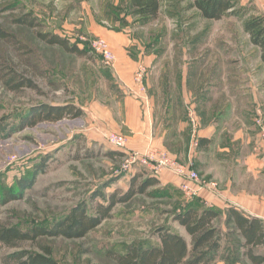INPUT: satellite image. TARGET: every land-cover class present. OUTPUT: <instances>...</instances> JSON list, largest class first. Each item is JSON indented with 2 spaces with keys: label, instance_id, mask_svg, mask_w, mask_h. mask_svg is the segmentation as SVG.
I'll list each match as a JSON object with an SVG mask.
<instances>
[{
  "label": "rangeland",
  "instance_id": "1",
  "mask_svg": "<svg viewBox=\"0 0 264 264\" xmlns=\"http://www.w3.org/2000/svg\"><path fill=\"white\" fill-rule=\"evenodd\" d=\"M193 2L160 0L158 17L143 23L129 8L128 0H0V29L30 52L29 58L17 55L0 40V117L8 119L10 125L0 137V198L4 189L21 195L0 206V222L22 230L33 225L45 226L80 202H85L89 214H93L97 205H106V200L96 194L108 198L115 191L125 192L130 179L144 172L137 164L125 170L126 158L105 156L115 150L105 135L126 137L119 131L120 110L116 103L119 98H124L126 85L131 88L129 93L133 99L140 92L147 98L151 114L154 110L152 133L161 138V146L143 150L153 156L165 154L167 160L162 172L182 180L176 189L158 185L148 189L146 195L117 204L111 217L85 238H41L39 245L50 247L60 264H115L108 252L124 253L126 248L140 244L156 246L155 231L163 227L189 242L172 217L181 212L195 194L207 190L205 184L216 186L215 179L203 175L199 169L193 168L198 182L177 173L180 166H185L190 159L193 162L195 154H200L199 147L194 144L196 135L192 142V131L198 128L196 118L201 112V119L207 120L210 114L215 123L233 128L230 115L234 104L230 98L236 87L232 71L240 63L233 56L252 55L259 49L252 48L254 45L244 30L246 20L259 16L252 6L234 0V12L213 21L203 19L191 7ZM25 15L34 17L39 27L30 29L15 23ZM37 31L65 39L86 54L77 56L58 46H49L37 38ZM119 38H122L121 42H118ZM98 39L105 40L114 55L115 61L111 65L105 64L103 55L96 48ZM117 43L120 56L115 48ZM122 52L131 63L138 64L133 72L125 67L120 73ZM190 55L207 57L204 63H207L208 72L199 90L188 75L193 64ZM217 61L224 70L222 82L214 74ZM138 68L142 70L141 83L135 80ZM12 75L30 80L37 89H24L18 93L6 91L3 80ZM184 83L188 88L191 85L196 88L192 92L195 95L193 101L189 99L191 105L184 98L188 96L184 94ZM204 93L212 95L209 104L192 106ZM221 94L224 95L221 97ZM173 96L177 101H172ZM169 101L174 103L172 112ZM153 102L159 104V108H153ZM41 105L74 106L83 114L78 118L44 121L34 127L15 130L23 118ZM89 107H92V113H89ZM188 109L193 112L195 125L190 122ZM109 113H115L113 120H107ZM86 153H92V156H85ZM217 154L212 151L210 156L200 157L204 164L207 163V172L214 173L217 167H222L218 164L220 156ZM43 160H46L44 165ZM36 168L44 169L36 175L29 189L21 191L15 184L16 179L26 176L30 179L31 171ZM144 173V178L150 174ZM218 223L223 229L221 221ZM241 243V238L230 235L221 242L212 260L203 264H251L243 255ZM24 248L37 251L29 244H24ZM12 251L3 250L0 257ZM257 253L261 254L262 249H257Z\"/></svg>",
  "mask_w": 264,
  "mask_h": 264
},
{
  "label": "trees",
  "instance_id": "2",
  "mask_svg": "<svg viewBox=\"0 0 264 264\" xmlns=\"http://www.w3.org/2000/svg\"><path fill=\"white\" fill-rule=\"evenodd\" d=\"M191 7L195 8L200 16L206 20L219 21L223 17L234 12V0H193ZM129 8L133 14L143 23L155 20L160 13V0H128ZM16 24L37 29L36 19L25 15L15 21ZM244 30L249 35L251 43L259 48L261 60L264 65V16H251L244 22ZM39 40L49 46H58L64 52L77 56H84L86 52L77 45H70L67 40L58 36L36 32ZM0 40L7 43L17 55H25L29 58L30 52L20 44L12 35L0 29ZM7 78V77H5ZM6 91L18 93L24 89L36 90V86L22 76H8L3 80ZM1 108V107H0ZM83 114L82 110L74 106L41 105L33 109L31 114L23 118L15 130L34 127L40 122H58L65 118H78ZM8 119L0 117V137L9 130ZM203 144L198 140V147ZM85 156H92L86 153ZM109 158H123L120 151H109L105 154ZM78 159V158H76ZM46 160H43L44 165ZM44 168H36L31 171V178L20 177L15 184L22 191L29 189L37 174ZM144 172H148L143 169ZM144 172L135 174L129 181L125 192L115 191L108 198L103 194H96L106 200V205H97L94 213L89 214L87 204L80 202L73 206L65 215L51 221L48 225H33L22 230L0 222V255L3 250H13L1 256V264H60L52 254L50 247L39 245V240L44 237L66 239L85 238L101 223L111 217L113 208L119 203H127L138 195H146L148 189L159 185V181L153 175L144 178ZM20 193V192H18ZM12 194L3 190L0 198V206L10 201L19 199L20 194ZM94 197V198H96ZM173 223L183 229L189 242L178 233L168 228H160L155 231L158 239L156 246L144 244L133 245L126 248L124 253L108 252V257L115 264H203L212 260L219 251L221 242L236 235L242 239L240 244L244 257L251 264H264V220L244 215L241 211L231 207L223 211L208 208L195 196L182 211L173 215ZM221 221L223 229L217 222ZM24 244L36 247L37 251L24 248ZM261 248L262 253H257Z\"/></svg>",
  "mask_w": 264,
  "mask_h": 264
},
{
  "label": "crops",
  "instance_id": "3",
  "mask_svg": "<svg viewBox=\"0 0 264 264\" xmlns=\"http://www.w3.org/2000/svg\"><path fill=\"white\" fill-rule=\"evenodd\" d=\"M239 3L252 6L258 15L264 16V0H239ZM108 39L111 40L110 38ZM121 41L122 38H119L118 42ZM115 48L120 56L119 43H117ZM252 48L258 49L255 46H252ZM122 54L120 57L122 62L119 63L120 73L125 70V67L131 68L133 72L138 64L131 63L123 52ZM239 56L238 54L233 56L240 62L239 67L232 71V77H235L233 84L236 87L230 98L233 99L234 104L233 112L230 115V117L232 116L231 120H233V128L220 122L215 123L214 117L212 118L210 114H208L207 120L201 119L202 113L200 112V115L196 118L198 128L192 131L198 140L203 141L202 146L198 148L200 154H195V157H193V168L195 170L199 169L203 175H209L210 179H215V187H217L215 190H201L196 196L208 208L223 211L233 207L246 216L264 220V147L260 143L258 131L253 122L257 112H261L264 117V65L259 49L258 52H254L252 55ZM188 57L190 62H193L189 68L191 72L188 75L191 76L194 83H197L199 90L203 85V77L208 72L207 63H204L207 57L205 55H190ZM218 61L215 64L216 70L214 74L222 82L220 78L224 75V70L221 69ZM184 84V94H188L184 98L191 105L189 99L192 100L193 96H195L192 92H195L196 88L193 89L192 85L188 88V84ZM130 90V86L126 85L123 91L124 98L118 97L119 102H116L120 110L119 120L121 127L119 131L126 134L125 138L128 141L126 147L128 150L144 153L143 149L150 146L160 147L161 138L152 133L151 124H153L154 110L151 114L147 98L138 92L139 94L135 95L133 99L129 93ZM210 93L212 94L211 91ZM211 94L204 93L203 96H200L198 100L192 103V106L194 104L195 106L199 104H202V107L206 106L211 100ZM222 95L224 94H221V97ZM137 96L139 99L135 98ZM174 99L175 97L173 96L172 101ZM175 100L177 101V99ZM170 102H168V105L169 107L172 105L170 108L172 112L174 103L171 102L170 105ZM152 104L153 108H159V104L154 102ZM91 109L92 107L88 108L89 113H92ZM114 116L115 113H109L107 120H113ZM93 121L96 123L95 120ZM212 151L218 152L217 155L221 158H219L218 164L222 165V167H217L218 170L214 173L207 172V163L205 162L206 164H204L200 159L202 156H210ZM197 156L199 157L197 158ZM207 157L205 158L207 159ZM156 179L159 181V185L175 189L182 182V180L164 172L157 176Z\"/></svg>",
  "mask_w": 264,
  "mask_h": 264
},
{
  "label": "built area",
  "instance_id": "4",
  "mask_svg": "<svg viewBox=\"0 0 264 264\" xmlns=\"http://www.w3.org/2000/svg\"><path fill=\"white\" fill-rule=\"evenodd\" d=\"M95 46L98 49V51L101 52V55H103V57L102 56L101 57L103 58L105 64L111 65L112 63H114L115 57L110 52L108 45H107L105 40L98 39L95 42ZM140 69L141 68H138V70H137L138 73H137V76L135 78V80H137L138 83H141L142 79H143L142 70H140ZM188 112H189V118H190L191 124L195 125L196 123H195V119H194V115H193L192 110L188 109ZM253 122H254V125L258 131V137H259L260 143L264 147V117H263L261 112L256 113V115L253 119ZM105 137H106L108 144L113 149L123 153V158H126V160H127V162H126L127 166H125V170L130 169L132 165L137 164L138 167L139 166L143 167L151 175H153L155 177L159 176L162 173L164 166H165V161L167 160V156H165V154H161V155L158 154L159 156H157V155L153 156V155H149L146 152L140 153L137 151L128 150L126 147L127 144H126L125 137H122V136L117 135V134L105 135ZM192 139H193L192 140V142H193L195 140V134H192ZM194 144L196 147H198V140L197 139H196ZM263 153H264V149H263ZM191 160L192 159H190V161L185 166H180L177 173L180 174L181 176H183L184 178L188 179V180L198 182V177H197L196 173L194 172L193 162ZM154 164H155V166H154ZM204 187L207 189H210V190H213L215 188L214 184H205Z\"/></svg>",
  "mask_w": 264,
  "mask_h": 264
}]
</instances>
